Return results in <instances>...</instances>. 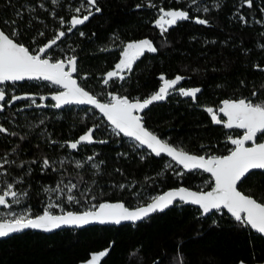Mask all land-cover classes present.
Returning a JSON list of instances; mask_svg holds the SVG:
<instances>
[{"label":"trees","instance_id":"trees-1","mask_svg":"<svg viewBox=\"0 0 264 264\" xmlns=\"http://www.w3.org/2000/svg\"><path fill=\"white\" fill-rule=\"evenodd\" d=\"M146 1L97 0L102 11L95 13L92 8L94 15L89 21L68 33V21L75 15L71 9L81 6L80 0H60V6L55 9L57 19L50 15L53 6L49 0H43L49 11L36 7L31 15L37 19L31 21V28L28 27L29 14L23 6H36L39 0H0V29L11 33L13 28H19V42L33 51L50 40L56 29L66 31V36L58 42L64 52H54L52 58H63L65 53L77 55L82 69L80 75L88 74V79L78 77V81L100 99L106 91L141 98L156 88V76L162 73L168 77L189 76L188 83L202 87L200 104L224 96L250 95L254 91L259 94L257 99L264 97V71L254 67L257 64L264 67V49L260 47L264 45V26L255 22L264 20V13L260 11L264 0H254L252 9L240 7L241 0H197L198 4L206 2L208 13L193 11L197 5L189 7L191 0H161L164 6L186 9L192 16L208 19L210 25L181 22L163 36L150 26L153 11L144 7ZM159 1L150 0V3ZM214 3H220L221 7L217 10L212 7ZM137 4L142 7L137 9ZM238 8L248 24L235 15ZM18 10L24 13L23 18L16 15ZM83 14L86 13L80 15ZM61 16L65 20L63 28L58 20ZM4 21L16 23L5 24ZM39 31H44L45 35L39 36ZM80 31L85 33L83 37ZM142 38L151 39L160 51L142 58L125 81L104 86V74L112 70L119 49L127 42ZM165 39L167 46L161 48L160 42ZM102 48L108 50L101 51ZM26 83L21 85L20 92L55 90L45 82ZM41 120L44 124H40ZM0 124L18 134L0 133V156L11 153V149L19 145L17 153L9 155L16 164L5 166L11 175H0V182H12L13 177L23 176V183L17 184L16 189L27 191L28 195L13 207L30 209L32 216L40 215L48 202L62 204L64 211L73 212L86 210L90 207L88 201L95 204L121 201L132 208L170 188L183 186L205 191L212 186L211 178L200 171L177 178L175 173L182 172L180 168L165 157L155 158L135 147L131 140L116 136L90 108L68 106L61 111L39 114L15 112L6 117L0 115ZM94 124L100 126L93 133L94 138L107 140V144H84L79 150L59 146L76 140ZM145 124L161 139L190 153H221L225 149L222 129L212 126L205 112L194 108L188 100L170 97L165 103L151 106L146 112ZM20 136L26 139L20 140ZM50 140L58 143L51 144ZM94 153H99L95 162L103 161L98 170L90 163H85L83 168L75 167V161L84 162ZM45 156L57 162L67 157L71 162L63 168L57 164L56 172L51 169L42 172L40 161ZM141 156L145 159L141 160ZM32 160L37 163L17 167L23 161ZM170 162L172 168L166 169L165 164ZM29 167L31 175H25ZM61 179L64 184L69 180L78 184V190H72L77 197L90 189L87 200L81 198L79 204H68L65 192L48 194L44 191L45 187L55 188ZM238 187L245 194L264 201V172L250 173ZM92 196L96 199L92 200ZM52 211L58 214L61 210L54 207ZM101 251L108 254L99 264H177L178 254L182 255L184 264H239L240 261L264 264V238L260 235L239 226L225 212L202 217L192 206L176 205L136 224L93 225L48 234L28 230L0 239V264H87L92 255Z\"/></svg>","mask_w":264,"mask_h":264},{"label":"snow or ice","instance_id":"snow-or-ice-1","mask_svg":"<svg viewBox=\"0 0 264 264\" xmlns=\"http://www.w3.org/2000/svg\"><path fill=\"white\" fill-rule=\"evenodd\" d=\"M179 2V0H178ZM53 6L50 15L57 19L55 9L60 6V0H49ZM191 5H197L193 11L208 13L209 7L203 4H198L197 0H191ZM149 7L155 8L156 4L150 3ZM247 7L252 9L254 7V0H241L240 7ZM24 9L29 14L28 27L31 28V21L37 17L31 15L36 11V7L44 11H49V8L39 0L36 6L25 4ZM137 9L141 8V4L135 6ZM212 7L217 10L221 7L220 3H214ZM95 13L102 11L97 3V0H85L81 6L71 9L75 15H72L67 32L70 33L77 26L84 25L89 21L90 17ZM264 13V8H260ZM82 12L86 13L80 15ZM16 15L23 18L24 13L17 11ZM235 15H238L240 20L248 24L249 21L244 17L239 8ZM61 28L65 24L64 18H58ZM191 21L199 25L210 26L209 20L201 18L200 16H192L186 9H164L159 8V16L155 20V26L160 29L163 36L170 28L177 26L180 22ZM258 24L264 26V20H256ZM5 24H15L16 21H4ZM43 23V21H40ZM66 31L56 29V34L48 40L43 46L36 50H30L28 46L20 43L18 38L20 36L19 28H13L11 33H6L0 29V112H4L6 106L10 107L16 101L29 100L30 103L25 107L31 108L33 105L37 108L52 107L55 109H62L66 106L72 105H88L95 109L106 118L111 128L114 130L116 136L123 135L130 140L136 142L135 147L146 146L151 154L156 157L166 155L174 161L179 167H182V172H176L177 178H181L188 172L208 173L212 177V187L209 191L197 190L193 191L186 187H179L169 190L162 195H157L152 198L151 202L146 206L138 207L131 210L125 206L123 202H101L98 204L90 203V207L82 212L64 211L62 204L49 203L42 214L32 216L30 209L22 211L12 210L10 212H0V238L8 237L10 234L18 233L26 229L42 230L44 232H52L65 226L82 227L91 223H114L120 224L123 221H140L152 213L163 212L175 203L191 204L198 206L201 210L202 216H208L210 213L223 214L224 211L243 228L254 230L256 233L264 236V201L254 198L252 195L245 194L240 190L238 185H241L253 170L264 171V97L257 99L258 93L253 92L251 98L240 97L236 99H224L220 102L218 109L209 106L206 111L211 114V121L215 125H223L226 129L243 130L242 135L233 138L228 137L229 142L234 147L231 148L227 155H196L186 151L183 147L174 146L166 139H161L157 134L150 131L145 126L146 109L158 102L166 101L173 93H177L182 97L192 98L196 100L197 95L202 92V88L193 87H177L181 85L182 81L190 79V77L175 75L174 78H167L165 74H161L159 79L161 85L158 90L147 98L140 97L129 98L128 96L120 95L116 92H107L106 100L101 99L86 90L78 82L80 80L88 79V74L80 75L82 72L78 64L79 57L65 53L64 58H52L54 52H64L63 48L59 47V43L65 36ZM38 35L43 37L44 31H39ZM83 37L85 33L79 32ZM93 35H95L93 33ZM215 43V41H212ZM166 39L160 42V47H165ZM71 47V46H69ZM264 49V45H260ZM108 49L102 48L101 51ZM74 52L75 49H72ZM160 51L151 39H141L139 41L127 42L121 50V58L115 64L114 69L104 74L102 84L109 86L110 82H123L131 77L134 71V66L137 64L145 53H157ZM259 71H264V67L259 64L254 65ZM196 71V70H194ZM47 82L49 85L57 86L60 91L51 95V100L55 103L52 105L37 104L34 94L23 95H8V92L3 85H16L18 82ZM243 84V81H241ZM40 100H47L48 96H40ZM23 111V108L19 109ZM221 114L224 118H221ZM44 124V120L40 121ZM98 124H94L87 129V131L80 135L74 141H65L60 144V147L67 146L71 150H79L84 144H107L108 141L104 139L94 138L93 133L99 128ZM0 133H7L12 136H17L15 132H9L7 128L0 124ZM50 136V133L48 134ZM20 140H25L26 136H20ZM261 142H257V140ZM51 144H57L55 140H50ZM250 145V146H249ZM13 147L11 153H17V148ZM203 147V146H202ZM11 153H5L0 156V175L10 176L11 173L5 167L6 165H15L14 159H9ZM99 153H94L88 156L84 162L75 161V167L83 168L85 163H90L93 169H99L103 161L95 162V157ZM120 155H126L121 153ZM141 160L145 157L141 156ZM67 157L61 158L58 162L50 160L45 156L40 161L41 171L51 169L56 172L57 164L61 168L66 163H70ZM25 163L36 164V160L30 162L23 161L17 167L23 168ZM172 163L165 164L166 169L172 168ZM119 171V170H117ZM32 168L29 167L25 175H31ZM83 183V178H80ZM3 187H0V208L13 209V205H19L22 200L27 197V191H19L16 189L17 184L23 183V176L19 178L13 177L12 182L2 181ZM121 188L124 185L120 186ZM67 189L66 202L68 204H79L81 198L87 200L88 191L82 192L80 197L72 194V190H78V184L72 183L69 180L68 184H64L61 179L55 188L45 187V192H59L63 194ZM10 198V199H9ZM92 200L96 197L92 196ZM59 208L60 214H54L52 208ZM213 223H217L213 221ZM108 253L101 251L99 254L92 255L87 264H99L102 257ZM177 264H184L182 255L178 254L176 257ZM159 264V262H155ZM239 264H245L240 261Z\"/></svg>","mask_w":264,"mask_h":264},{"label":"flooded vegetation","instance_id":"flooded-vegetation-1","mask_svg":"<svg viewBox=\"0 0 264 264\" xmlns=\"http://www.w3.org/2000/svg\"><path fill=\"white\" fill-rule=\"evenodd\" d=\"M200 1H202V0H200ZM80 2H82L83 4H84V2H85V0H80ZM150 4V0H147L146 2H145V5H144V7H146V8H151L152 9V11H153V18H152V20H150V26L152 27V28H154L155 30H157V31H159L160 32V29L158 28V27H156L155 26V20L158 18V16H159V8L160 7H163L164 9H180V8H171V7H167V6H164L163 4H162V2H161V0L156 4L157 5V7H155V8H152V7H149L148 5ZM203 5H205L206 4V2L205 3H202ZM78 6H80V5H78ZM181 23V22H180ZM179 23V24H180ZM178 24V25H179ZM176 27V26H175ZM174 28V27H173ZM170 29H172V28H170ZM169 29V30H170ZM142 39H145V38H142ZM148 39V38H147ZM139 40H141V39H139ZM139 40H136V41H139ZM124 47V45L121 47V49H119V53H118V57H117V59L115 60V62L112 64L113 66H112V70L114 69V66H115V64L120 60V58H121V55H120V53H121V50H122V48ZM151 54H153V53H145V56L144 57H142V58H145L146 56H148V55H151ZM154 54H156V53H154ZM64 58V57H63ZM141 58V59H142ZM141 59L139 60V61H141ZM139 61H137V64H138V62ZM136 64V65H137ZM136 65L134 66V68L136 67ZM161 74H158L157 76H156V81H157V86H156V88L154 89V90H152L149 94H147V95H145V96H143V97H141V99H144V98H147L148 96H150L151 94H153L156 90H158V88H159V86L161 85V80L159 79V76H160ZM175 75H177V74H174V75H172V76H166L167 78H169V79H171V78H174V76ZM179 75H181V74H179ZM182 76H186V77H189V76H187V75H182ZM188 81H189V79H186V80H184V81H182V83H181V85H178L177 87H185V88H193V87H200V88H202L201 86H197V85H193V84H190V83H188ZM27 82H31V81H27ZM79 82V81H78ZM45 83H47V82H45ZM118 83H120V82H118ZM22 84H24V85H27V83L25 84V82H19V83H17L16 85H11V84H6V85H3L2 87H4L5 89H6V91L8 92V95L10 96V95H12V94H16V95H23V94H34L35 95V98H36V102H37V104H45V105H52L53 104V102L50 100V99H47V100H40L39 99V97L40 96H46V95H49V94H54V93H56L57 91H60V89L57 87V86H54V85H51V86H53V87H55V90H51V91H42V90H38V91H27V92H24V93H22V92H20L21 91V85ZM107 92H113V91H106L105 92V95H104V97H101V101L102 102H104L105 100H106V96H107ZM117 93V92H116ZM202 93V92H201ZM201 93H199L198 95H197V98H196V100L195 101H193L192 100V98H188V97H182V96H180L179 94H177V93H173V95H171L170 97H175V98H177V99H179V100H188L189 101V104H191L194 108H196V109H201V110H203L204 112H205V114H206V116L208 117V119H209V122H210V124L212 125V126H215V127H218V128H221L222 129V131H223V137H222V139H221V141L223 142V143H225V149H224V151H222L221 153H218V152H213V153H208V154H196V155H227L228 154V152H229V150L231 149V148H233L234 146L233 145H231V143L229 142V140H228V137L229 136H232L233 138H235V137H237L238 135H242V133H243V130H239V129H226V128H224L223 127V125H215L212 121H211V114H209L207 111H206V108L207 107H209V106H211V107H213L214 109H218V107L220 106V102L222 101V100H224V99H236V98H240V97H249V98H251V96H252V94H250V95H231V96H224V97H221V98H218V99H216V100H214V101H212V102H208V103H204V104H200V101H199V95L201 94ZM121 95V94H120ZM125 96V95H124ZM169 97V98H170ZM130 99L131 98H134V97H129ZM168 98V99H169ZM167 99V100H168ZM166 100V101H167ZM166 101H163V102H158V103H154L153 105H156V104H161V103H165ZM30 103V101L29 100H20V101H16L14 104H12L10 107H7L6 106V108H5V110H4V112H0V115H3L4 117H6V116H9V115H11L12 113H20V112H24V111H34L35 113H37V114H39V113H42V112H44V113H51L52 112V110H55V111H61V110H63V109H65L66 107H68V106H66L65 108H63V109H54V108H52V107H42V108H37V107H35V105H33L31 108H28V107H25L27 104H29ZM153 105H151V106H153ZM72 106H74V107H86V106H81V105H72ZM150 106V107H151ZM70 107V106H69ZM149 107V108H150ZM21 108H23V111H19V109H21ZM86 108H90V107H86ZM90 109H92V110H94L97 114H98V116H100L102 119H103V121L107 124V126H108V128H110V130H112L113 132H114V130L111 128V126L105 121V119L103 118V116L99 113V112H97L95 109H93V108H90ZM149 109H146L145 110V112L144 113H141L142 115H145V113L148 111ZM221 118L222 119H226V118H224L223 116H222V114H221ZM145 122V121H144ZM145 126H146V124H145ZM147 127V126H146ZM148 128V127H147ZM149 129V128H148ZM150 130V129H149ZM151 131V130H150ZM115 133V132H114ZM2 134V133H1ZM121 136V135H120ZM123 137V136H122ZM123 138H125V137H123ZM126 139H129V138H126ZM130 140V139H129ZM132 141V140H131ZM132 142H134V141H132ZM257 142H261L259 139L257 140ZM135 144H136V142H134ZM250 146V145H249ZM139 148H142V149H144L147 153H149L150 154V152L149 151H147L144 147H139ZM192 154H195V153H192ZM151 155V154H150ZM154 157V156H153ZM161 157H165V156H161ZM155 158H159V157H155ZM166 159H168V160H170L171 161V159H169V158H167V157H165ZM173 164H175L173 161H171ZM176 165V164H175ZM177 166V165H176ZM178 167V166H177ZM179 168V167H178ZM181 169V168H180ZM254 172V171H253ZM258 172H260V171H258ZM264 172V171H263ZM10 199V198H9Z\"/></svg>","mask_w":264,"mask_h":264},{"label":"water","instance_id":"water-1","mask_svg":"<svg viewBox=\"0 0 264 264\" xmlns=\"http://www.w3.org/2000/svg\"><path fill=\"white\" fill-rule=\"evenodd\" d=\"M19 83V82H18ZM61 90V89H60ZM55 94V93H54ZM51 95H53V94H49V95H46V96H48V99H50L51 100ZM52 101V100H51ZM53 102V104L55 103L54 101H52ZM81 106H86V107H90V108H93V109H95L94 107H92V106H88V105H81ZM55 109V108H54ZM63 109V108H62ZM58 110V109H57ZM97 112H99V110L98 109H95ZM100 113V112H99ZM101 114V113H100ZM102 115V114H101ZM103 116V115H102ZM103 118L105 119V121L109 124V122L106 120V118L103 116ZM110 125V124H109ZM121 136H123V135H121ZM124 137V136H123ZM125 138H127V137H125ZM147 151H149L150 152V150L149 149H147V147L146 146H143ZM150 154H151V152H150ZM152 156H154V157H156L154 154H151ZM163 156H165V157H167L166 155H163ZM167 158H169V159H171L170 157H167ZM174 162V161H173ZM175 163V162H174ZM179 167V166H178ZM179 168H181V170L182 171H185V170H183L182 169V167H179ZM253 171H260V172H263L262 170H253ZM200 172H202V171H200ZM202 173H204V172H202ZM204 174H206V175H208L210 178H211V181H212V177H211V175L210 174H208V173H204ZM179 187H183V186H178V187H174V188H170V189H167V190H165V191H163V192H161L160 194H158V195H162V194H164L165 192H167V191H169V190H172V189H176V188H179ZM212 187V186H211ZM211 188H209L208 190H205V191H209ZM190 190H193V189H190ZM193 191H196V190H193ZM152 200V199H151ZM151 200L149 201V202H147V203H145V204H143V205H140V206H137V207H132V208H130V207H128L129 209H131V210H135L136 208H138V207H142V206H146L148 203H150L151 202ZM103 202H113V203H115V202H121V201H103ZM101 203V202H100ZM174 205H176V206H192V207H194V208H196V209H198L199 211H200V215H201V210L198 208V206H195V205H191V204H183V203H180V202H177V203H175ZM126 206V205H125ZM127 207V206H126ZM170 207H172V206H170ZM169 207V208H170ZM82 212V211H81ZM229 217H231L230 216V214H228L227 212H226V210L224 211ZM43 213V212H42ZM41 213V214H42ZM156 213H160V212H156ZM58 214H60V213H58ZM153 214H155V213H152V214H150L149 216H147V217H145L144 219H142V220H140V221H135V222H132V221H123V222H121L120 224H114V223H106V224H100V223H96V222H94V223H91V224H88V225H85V226H82V227H76V226H70V227H68V226H65V227H62V228H60V229H57V230H53L52 232H44V231H42V230H33V229H26V230H23V231H21V232H18V233H13V234H10L9 236H12V235H15V234H19V233H22V232H25V231H35V232H40V233H44V234H48V233H53V232H55V231H58V230H62V229H81V228H85V227H87V226H93V225H96V226H119V225H121V224H136V223H139V222H141V221H143V220H145V219H147L148 217H150L151 215H153ZM211 214V213H210ZM209 214V215H210ZM202 216V215H201ZM202 217H206V216H202ZM232 218V217H231ZM251 230V229H250ZM252 232H254V233H256L254 230H251ZM256 234H258V233H256ZM258 235H260V234H258ZM8 236V237H9ZM261 236V235H260ZM262 238H264V236H261ZM5 238H7V237H3V238H0V239H5Z\"/></svg>","mask_w":264,"mask_h":264},{"label":"rangeland","instance_id":"rangeland-1","mask_svg":"<svg viewBox=\"0 0 264 264\" xmlns=\"http://www.w3.org/2000/svg\"><path fill=\"white\" fill-rule=\"evenodd\" d=\"M48 194H49V192H47ZM65 193L67 194V189L65 190ZM49 203H51V202H48V204ZM14 206V205H13ZM24 209H26V208H22V207H13V209H3V208H0V212H5V213H7V212H10V211H12V210H15V211H17V212H19V211H22V210H24Z\"/></svg>","mask_w":264,"mask_h":264}]
</instances>
